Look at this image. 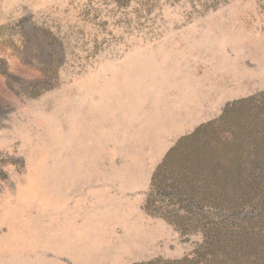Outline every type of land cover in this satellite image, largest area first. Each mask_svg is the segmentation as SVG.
<instances>
[{
    "label": "rangeland",
    "instance_id": "rangeland-1",
    "mask_svg": "<svg viewBox=\"0 0 264 264\" xmlns=\"http://www.w3.org/2000/svg\"><path fill=\"white\" fill-rule=\"evenodd\" d=\"M0 264H264V0H0Z\"/></svg>",
    "mask_w": 264,
    "mask_h": 264
}]
</instances>
